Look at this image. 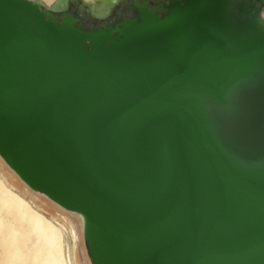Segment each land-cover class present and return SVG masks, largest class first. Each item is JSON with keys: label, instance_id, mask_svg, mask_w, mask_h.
Segmentation results:
<instances>
[{"label": "water", "instance_id": "1", "mask_svg": "<svg viewBox=\"0 0 264 264\" xmlns=\"http://www.w3.org/2000/svg\"><path fill=\"white\" fill-rule=\"evenodd\" d=\"M263 9L137 3L87 31L0 0V154L83 215L92 264H264Z\"/></svg>", "mask_w": 264, "mask_h": 264}, {"label": "bare ground", "instance_id": "2", "mask_svg": "<svg viewBox=\"0 0 264 264\" xmlns=\"http://www.w3.org/2000/svg\"><path fill=\"white\" fill-rule=\"evenodd\" d=\"M32 1L51 8L58 0ZM79 240L83 215L31 188L0 154V264H80Z\"/></svg>", "mask_w": 264, "mask_h": 264}, {"label": "flooded vegetation", "instance_id": "3", "mask_svg": "<svg viewBox=\"0 0 264 264\" xmlns=\"http://www.w3.org/2000/svg\"><path fill=\"white\" fill-rule=\"evenodd\" d=\"M117 1L118 6L113 11H110L108 9L109 7H104L102 0H97L96 2H90L89 0H58L55 3L54 7L50 8L46 5L44 6L46 9H53L52 11L54 12V15L59 22H62L66 17L72 16L76 20L75 24L77 27L85 29L87 31H96L98 29H107L110 27H114L116 23H119L125 19L136 18L137 14L134 11V6L137 3L143 4L147 2L149 8L152 10L156 9L160 15L164 14L161 10L164 7V3H169V0Z\"/></svg>", "mask_w": 264, "mask_h": 264}, {"label": "rangeland", "instance_id": "4", "mask_svg": "<svg viewBox=\"0 0 264 264\" xmlns=\"http://www.w3.org/2000/svg\"><path fill=\"white\" fill-rule=\"evenodd\" d=\"M117 6H118V1H116V3H113L112 5H110L108 9L110 11H113L114 9L117 8ZM77 256H78L80 264H89L90 263L88 261L89 255H88L86 243L82 242L80 240L77 244Z\"/></svg>", "mask_w": 264, "mask_h": 264}]
</instances>
